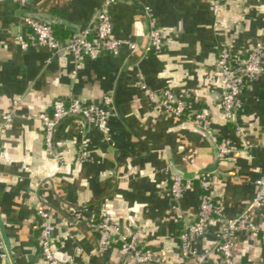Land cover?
Returning <instances> with one entry per match:
<instances>
[{"label":"crops","instance_id":"obj_1","mask_svg":"<svg viewBox=\"0 0 264 264\" xmlns=\"http://www.w3.org/2000/svg\"><path fill=\"white\" fill-rule=\"evenodd\" d=\"M102 1L28 0L18 8L0 0V128L2 115L17 101V116L0 132V264H47L33 222L38 200L51 210L50 249L63 263L136 264L120 252L118 236L109 247H98L91 224L107 216L122 235L137 233L139 244L157 251L163 264H219L217 254L202 263L181 257L180 234L197 211L200 188L194 182L177 202L169 188L173 176L195 181L207 173L225 216L233 218L253 197L254 180L264 176V61L262 73L243 91L233 124L217 109L222 79L214 51L220 42L237 54L264 45V0H229L217 14L213 0H115L106 7L112 35L138 46L135 53L123 47L117 56L75 60L65 51L24 48L14 38L27 34L21 18L30 16L55 25L66 41L90 23ZM147 12L163 41L155 55L142 54ZM139 83L157 98L164 89L178 100L188 93L191 113L210 109V133L226 141L230 155L219 159L184 116L150 104ZM108 93L110 144L94 126L71 116L57 125L47 152L40 124L20 117L49 112L56 99L100 104ZM81 146L88 159L76 162ZM251 221L264 228L255 213ZM218 233L214 224L194 243L196 253L211 247ZM230 241L233 264H264L258 236L238 232Z\"/></svg>","mask_w":264,"mask_h":264},{"label":"built area","instance_id":"obj_2","mask_svg":"<svg viewBox=\"0 0 264 264\" xmlns=\"http://www.w3.org/2000/svg\"><path fill=\"white\" fill-rule=\"evenodd\" d=\"M18 8L27 5L28 0H11ZM115 0H103L101 8L95 12L90 23L76 32L66 40L62 41L53 34L52 26L30 16L21 18V25L28 30L27 39L18 33L15 35L16 42L26 48L44 47L51 53H70L75 60L81 58L97 59L103 55L117 56L123 47L130 53L138 51V46L122 39L113 37V29L106 7ZM132 3H139L140 0H129ZM229 0H213L212 10L219 13ZM148 13V12H147ZM148 39L142 54L155 55L163 47V41L156 18L148 13ZM218 25L214 23V27ZM216 53L215 67L222 79V94L217 107L221 115L227 122L236 123L237 116L243 108V91L249 82L262 73L264 61V45L255 43L245 54H237L231 51L222 42L215 43ZM139 88L146 95L150 104L172 113L178 117L184 116L187 121L196 129L206 133L207 139L214 145L219 159H224L232 152V148L224 140H218L210 133L211 110L200 108L191 113L190 106L186 101L188 93H184V100H178L175 94L164 89L160 92V98L156 93L139 83ZM112 93L103 96L100 104L84 103L78 100L64 101L56 99L52 102L49 112H41L36 115H20L21 118L36 121L43 130L44 145L47 152H50L52 136L55 128L64 118L80 116L86 123L94 126L103 136L107 143L111 142L110 127L108 119L110 117V107L112 105ZM17 101H13L9 112L2 115V126L0 132L3 133L8 128L12 120L17 116L15 107ZM88 159L86 149L81 146L75 157L76 162H84ZM196 182L200 188L197 211L186 225L180 235L179 253L182 258H194L198 263L212 255L219 256V264H233L232 242L230 236L238 232H248L259 237L260 243L264 245V228L257 227L251 217L255 213L264 221V176H259L254 180L255 191L249 204L236 217L227 218L223 212L221 201L212 187L211 176L207 173L196 177V180L182 179L173 176L169 188V195L172 202H177L182 198L185 191L189 190ZM50 208L40 200L34 204L33 222L38 230L39 246L41 256L47 264H73L63 263L55 259L51 253V226L49 223ZM214 224L219 225V233L216 242L205 249L202 254H197L194 250V243L201 238L206 231ZM94 232L97 233V244L99 248L109 247L115 236H118L120 252L134 261L136 264H163L161 255L151 249H146L139 244L137 233L122 235L120 228L111 222L110 218L103 216L98 222L91 224Z\"/></svg>","mask_w":264,"mask_h":264},{"label":"trees","instance_id":"obj_3","mask_svg":"<svg viewBox=\"0 0 264 264\" xmlns=\"http://www.w3.org/2000/svg\"><path fill=\"white\" fill-rule=\"evenodd\" d=\"M51 25V24H50ZM52 26V29H53V34H54V36L56 37V38H58L59 40H62V41H64L63 40V36H61V35H57V31H56V27H55V25H51ZM26 32H27V34L29 33V31L28 30H26ZM27 34L25 35V34H23L24 35V37H25V39H26V37H27ZM183 117V116H182ZM183 232V231H182ZM182 232H181V234H182ZM180 234V235H181Z\"/></svg>","mask_w":264,"mask_h":264},{"label":"water","instance_id":"obj_4","mask_svg":"<svg viewBox=\"0 0 264 264\" xmlns=\"http://www.w3.org/2000/svg\"><path fill=\"white\" fill-rule=\"evenodd\" d=\"M198 130H199V129H198ZM199 131H200L205 137H207V135H206L205 132H203V131H201V130H199ZM212 147L215 148L214 145H212Z\"/></svg>","mask_w":264,"mask_h":264}]
</instances>
